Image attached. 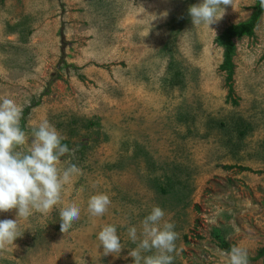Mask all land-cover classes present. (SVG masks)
I'll list each match as a JSON object with an SVG mask.
<instances>
[{"label":"rangeland","instance_id":"1","mask_svg":"<svg viewBox=\"0 0 264 264\" xmlns=\"http://www.w3.org/2000/svg\"><path fill=\"white\" fill-rule=\"evenodd\" d=\"M200 2L0 0V96L28 101L22 126L48 120L82 170L62 194L80 219L66 233L58 209L21 219L0 264H134L127 230L157 205L179 233L173 264H227L233 246L264 264L252 258L264 245V9L254 35L234 39V103L216 36L256 0L210 27L192 23ZM98 193L111 198L100 217L87 212ZM109 224L116 255L97 239Z\"/></svg>","mask_w":264,"mask_h":264},{"label":"clouds","instance_id":"2","mask_svg":"<svg viewBox=\"0 0 264 264\" xmlns=\"http://www.w3.org/2000/svg\"><path fill=\"white\" fill-rule=\"evenodd\" d=\"M259 5L264 9V0H259ZM228 6L235 8L234 0H201L191 5L188 12L195 26L210 27L223 18ZM27 103L0 96V213L16 210L17 216L16 219H0V254L10 251V246L23 235L21 219L26 220L36 213L48 216L58 209L60 231L66 233L81 217L78 203L64 205L62 199L65 186L82 173L81 168L71 162L75 149L63 143L65 137L48 120L37 125L29 123L26 130L22 120ZM64 157L68 158L62 160ZM110 205L109 195L94 194L87 201V212L100 217ZM127 235L136 245L128 252L134 264H173L178 254L179 233L174 223L165 220V210L158 205L144 217L139 230L129 227ZM97 239L103 246V255H116L124 248L115 225H105ZM220 255L227 257V264H250L247 249L239 246L221 251Z\"/></svg>","mask_w":264,"mask_h":264},{"label":"trees","instance_id":"3","mask_svg":"<svg viewBox=\"0 0 264 264\" xmlns=\"http://www.w3.org/2000/svg\"><path fill=\"white\" fill-rule=\"evenodd\" d=\"M252 11L250 15L243 20L233 22L228 24L224 29L216 36V41L219 45L222 46V61L219 64V68L224 72L225 82L227 84V95L231 98V101L236 103V99L232 97L233 87L231 84L235 64L233 62V56L235 54L236 44L234 39L241 38L244 36H253L254 29L259 21L260 14L263 9L259 5V0L252 5ZM28 110V107L25 108L24 113ZM23 121V120H22ZM222 122H220L221 124ZM240 132H244L243 129ZM67 144V141H63ZM225 247L229 249L228 244L224 243ZM264 258V245L260 247L255 256L252 258Z\"/></svg>","mask_w":264,"mask_h":264}]
</instances>
